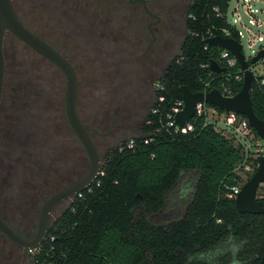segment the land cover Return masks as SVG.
Wrapping results in <instances>:
<instances>
[{
    "label": "trees",
    "instance_id": "1",
    "mask_svg": "<svg viewBox=\"0 0 264 264\" xmlns=\"http://www.w3.org/2000/svg\"><path fill=\"white\" fill-rule=\"evenodd\" d=\"M227 1H191L187 14L194 12L197 20L186 18L187 33L179 53L157 80L163 88L154 86L137 133L105 151L97 178L52 220L33 258L18 249L30 257L29 264L42 258L65 264H256L260 260L264 213L239 212L230 190L240 179L234 171L239 149L201 116L189 120L190 130L173 132L157 130L158 114L150 111L164 112L181 98L183 85L201 91L204 82L212 80L210 73L224 79L228 70L220 75L206 66L216 47L204 48V40L192 33L211 23L226 25L213 17L212 7L224 12ZM7 78L4 62L0 109L11 103L15 112L19 103L13 100L16 92L7 91ZM226 81L233 84L234 94L242 86ZM215 86L212 81L211 87ZM158 97L163 100L157 101ZM250 97L254 113L264 121V84L254 81ZM50 159L55 165L61 157ZM260 201L264 207V198Z\"/></svg>",
    "mask_w": 264,
    "mask_h": 264
},
{
    "label": "rangeland",
    "instance_id": "2",
    "mask_svg": "<svg viewBox=\"0 0 264 264\" xmlns=\"http://www.w3.org/2000/svg\"><path fill=\"white\" fill-rule=\"evenodd\" d=\"M13 1L27 26L57 33L55 43L67 27L62 12L71 14L77 9L68 8L66 4L71 2L67 0ZM87 1L88 7L99 3L98 0ZM262 1L253 3L257 10L255 15L260 18L264 12ZM234 4L235 0L229 1L226 12L229 20L233 18L230 11ZM240 13L246 20L242 10ZM241 41L242 52L249 64L260 69L264 58L256 63L250 62L258 46L249 49L244 37ZM123 45L124 41L118 39L117 53L124 52L121 51ZM2 50L7 67V91L16 92L13 100H18L19 104L15 112L11 103L0 109V214L11 226L23 234H30L31 238L44 200L67 181L84 175L89 162L66 120L64 77L9 33L3 37ZM175 53L177 55L179 50ZM169 58L166 55L158 66L153 65L149 71L136 66V60H118V67L103 76H98L97 68L102 62L97 59L84 77H78V115L89 129L101 161L108 148L137 133L153 100V83L159 79ZM72 63L84 71L82 60L78 58ZM78 74L81 75L80 72ZM59 156L60 161L53 165L50 158L58 161ZM68 202L69 199L52 209L50 223ZM0 249V260H3L0 264L30 263V257L26 258L22 251L7 243Z\"/></svg>",
    "mask_w": 264,
    "mask_h": 264
},
{
    "label": "flooded vegetation",
    "instance_id": "3",
    "mask_svg": "<svg viewBox=\"0 0 264 264\" xmlns=\"http://www.w3.org/2000/svg\"><path fill=\"white\" fill-rule=\"evenodd\" d=\"M11 1L24 26L47 42L70 63L77 78L78 93L80 84L78 77H84L85 72L91 70V66L97 59L102 62L97 68L98 76H103V74L109 75L114 68L118 67L120 63L118 60H126V62L136 60V66L149 71L153 65L158 66L160 60L166 55L170 57L169 60L173 58L187 33V9L192 0H98L99 3L90 7H88L87 0H67L71 2V4H66L68 8L77 7V9L75 8L74 13L71 14L62 12L67 27L63 29L62 37L57 43L55 39L58 35L53 30L32 29L27 26L16 10L14 1ZM11 35L22 42L13 34ZM118 39L124 41L121 49L124 51L123 57H121L123 53L116 52ZM33 51L63 76L52 62L35 50ZM78 58L82 60L84 71L72 63ZM141 61L143 62L139 65ZM156 83L154 82L153 85L155 86ZM80 177L67 181L65 185ZM0 217L3 216L0 215ZM2 219L5 220L4 217ZM11 227L22 237L26 239L30 237V234H23L13 226ZM5 243L11 244L13 249L22 250L8 241L0 232V247ZM2 262L3 260H0V263Z\"/></svg>",
    "mask_w": 264,
    "mask_h": 264
},
{
    "label": "water",
    "instance_id": "4",
    "mask_svg": "<svg viewBox=\"0 0 264 264\" xmlns=\"http://www.w3.org/2000/svg\"><path fill=\"white\" fill-rule=\"evenodd\" d=\"M5 32L13 34L37 53L52 62L63 74L65 79L64 112L67 123L83 147L88 162V171L74 182L63 186L50 194L40 207L36 229L31 238L22 237L5 220L0 217V232L15 246L28 250L37 248L45 239L52 209L59 203L67 200L75 194L86 189L98 176L101 168V156L93 143L89 130L83 125L76 109L77 78L70 63L65 60L47 42L31 32L19 20L11 0H0V99L2 95L4 57L2 40ZM206 43L218 46L231 52L237 59L243 71L242 86L232 96H224L219 89H211L207 92H192L187 86L181 87L182 109L175 115L174 120L178 126H183L193 117L195 104L203 101L212 104L219 109L244 115L249 125L264 141V121L256 116L250 97V90L254 81V75L249 68V61L244 58L241 44L234 38L215 35L208 37ZM264 57V47L258 50L251 58V63L258 62ZM209 69L215 72H223L224 67L214 60L209 61ZM264 179V155L260 158L254 173L244 182L235 195V207L239 212L264 213V207L260 200L255 198L257 185ZM256 264H264V253Z\"/></svg>",
    "mask_w": 264,
    "mask_h": 264
},
{
    "label": "built area",
    "instance_id": "5",
    "mask_svg": "<svg viewBox=\"0 0 264 264\" xmlns=\"http://www.w3.org/2000/svg\"><path fill=\"white\" fill-rule=\"evenodd\" d=\"M229 1L230 0L227 1V8L224 12H222L218 6L212 7L213 17L225 20L226 25L219 26L217 24L211 23L208 26H204V29L194 31L192 34L199 35L204 40V48L212 46L206 43V39L215 35L236 39L241 44V51L243 49V44L241 41L242 37L245 38V43L249 49H252L254 46H258L257 51L263 48L264 44L261 43L264 42V12H262L263 16L260 18L255 15V12L257 11L256 8H253V3L261 2V0H235V4L230 11L231 16L233 17L232 20H229L226 15ZM262 2L264 3V1ZM241 10L246 16V20L242 18L240 13ZM208 17L209 15H207V18ZM187 18L190 21L197 20L196 14L194 12H189L187 14ZM215 47L217 49V53L210 60L216 61L219 66L225 68L223 72H218L220 75L224 74L227 70L228 73L223 77L224 79L218 78V75H212L210 73L209 76L212 78V80L209 81L207 79L204 82V88L201 91L207 92L216 88L220 90L222 95L232 96L234 95L233 84L227 83L226 80H232L233 83H242L243 71L240 68L237 59L231 52L218 46ZM260 60H262V58ZM208 65L209 61L206 66L208 67ZM248 66L254 75V81H256L258 84H264V63L260 65V69H257L254 65L249 64ZM210 71L213 73L215 72L212 70ZM212 81L216 83L215 87H211ZM155 87L160 89L163 88V86L159 83H156ZM162 100L163 97H158L157 99V101ZM182 107L183 101L182 98H180L174 99L164 112H158V108H152L150 110L151 113L158 114L160 126L157 128V130L165 129L167 131L170 130L173 132H186L187 130H190L192 128L191 124L189 123L191 118L183 126H178L175 123L174 117L182 109ZM194 116L203 117L206 124H211L216 131L224 134L232 141L233 145L239 149L240 159L235 166L234 171L239 175L240 179L237 184L230 187L232 194L235 196L244 182L252 174L255 161L264 155L263 139L249 125L245 117H241L237 113L231 111H219L217 108L208 105L206 102L200 101L195 104L193 117ZM128 145L130 146L131 142H129ZM72 197L68 199L70 200ZM255 198L258 200L264 198V179L257 185ZM39 246L37 248L27 250V252L31 255V258H33L32 256L39 251ZM31 260L33 262V259ZM35 263L65 264L64 262L51 258H42L40 261L36 259Z\"/></svg>",
    "mask_w": 264,
    "mask_h": 264
}]
</instances>
